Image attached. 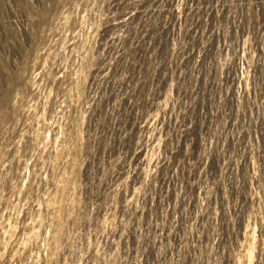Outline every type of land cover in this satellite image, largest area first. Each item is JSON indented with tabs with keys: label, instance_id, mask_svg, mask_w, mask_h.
<instances>
[{
	"label": "rangeland",
	"instance_id": "rangeland-1",
	"mask_svg": "<svg viewBox=\"0 0 264 264\" xmlns=\"http://www.w3.org/2000/svg\"><path fill=\"white\" fill-rule=\"evenodd\" d=\"M0 264H264V0H0Z\"/></svg>",
	"mask_w": 264,
	"mask_h": 264
}]
</instances>
